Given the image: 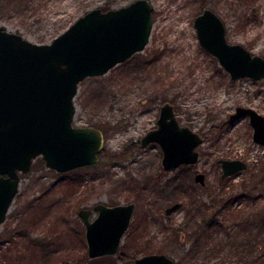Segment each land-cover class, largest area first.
<instances>
[{"label":"rangeland","instance_id":"374dc122","mask_svg":"<svg viewBox=\"0 0 264 264\" xmlns=\"http://www.w3.org/2000/svg\"><path fill=\"white\" fill-rule=\"evenodd\" d=\"M133 1L31 0L8 10L0 0V26L50 43L91 9ZM150 2L154 23L144 50L104 75L85 78L75 96L73 124L100 128L104 154L93 165L66 172L47 167L41 156L33 160L0 224V264H7L1 254L10 245L6 259L16 257V264H133L147 253H165L174 264H254L240 242L257 225L252 215L264 210V146L253 140L248 117L224 122L238 106L264 115V79L232 80L200 46L194 19L203 8L212 9L224 21L229 42L264 57V0ZM165 102L203 137L195 165L165 171L161 147L141 146ZM221 158L241 159L248 167L222 179ZM198 172L205 174V185L195 180ZM233 198L229 210L221 207ZM131 202L136 208L117 254L90 259L79 210ZM174 203L180 206L167 215ZM210 206L216 216L208 214ZM44 240L52 243L47 253L35 248Z\"/></svg>","mask_w":264,"mask_h":264},{"label":"water","instance_id":"95a60500","mask_svg":"<svg viewBox=\"0 0 264 264\" xmlns=\"http://www.w3.org/2000/svg\"><path fill=\"white\" fill-rule=\"evenodd\" d=\"M154 23L150 0H135L126 6L103 11L91 9L50 43H35L0 26V224L7 217L19 191L20 174L31 170L41 156L47 167L66 172L99 161L105 136L92 125L73 124L75 96L81 81L106 74L110 69L144 50ZM200 46L215 56L232 80L264 79V57L240 43H231L222 18L203 8L194 19ZM248 117L253 139L264 146V115L251 107L238 106L227 122ZM158 144L161 165L170 171L199 161L203 137L181 124L175 106L165 102L157 127L141 140L143 147ZM225 178L247 168L241 159H220ZM196 181L205 184V176ZM180 206L175 203L165 213ZM135 203L106 205L79 216L85 225L90 259L115 255L129 229ZM133 264H174L165 253L138 257Z\"/></svg>","mask_w":264,"mask_h":264},{"label":"trees","instance_id":"16d2710c","mask_svg":"<svg viewBox=\"0 0 264 264\" xmlns=\"http://www.w3.org/2000/svg\"><path fill=\"white\" fill-rule=\"evenodd\" d=\"M31 0H5V7L8 8V10L10 9H19L22 8L20 6L25 5V3H30ZM2 7V6H0ZM104 154V152L102 153ZM242 197H240V195H237L235 198L237 199H242L243 198V194H241ZM233 198L229 203L228 201H225L224 205L222 204L221 207H223L225 210H229L230 206L232 205L234 199ZM253 200H255L253 198ZM215 206L213 207H209L207 212L208 214L212 215V216H216L215 215ZM253 220L255 222V224H257L255 227H253V229H251L252 227L249 228L248 232H247V237L245 241H241L240 242V249L242 250H247L248 251V255L252 254L253 255V259H254V264H264V210L262 212H256V214L252 215ZM218 219L216 218L215 220H213V223L215 225V228L218 229V227L220 228V224L217 221ZM213 225V226H214ZM211 228V227H210ZM253 234V235H252ZM252 235V236H251ZM52 243L44 240V241H40L39 244L35 245V248H37L40 251L43 252H48V248H51ZM11 245L8 246V248L6 249V251H4L1 254V261L5 260L7 262V264H16L14 262H17L18 259L16 257L11 256V260L10 259H6L9 258V253L8 251H11ZM18 250V249H17ZM51 251V250H50ZM3 262V261H2ZM67 263V261H65ZM50 262H47V264H49ZM74 264H78V263H74Z\"/></svg>","mask_w":264,"mask_h":264},{"label":"flooded vegetation","instance_id":"af4514ba","mask_svg":"<svg viewBox=\"0 0 264 264\" xmlns=\"http://www.w3.org/2000/svg\"><path fill=\"white\" fill-rule=\"evenodd\" d=\"M173 105H174V104H173ZM230 115H231V114H230ZM229 117H230V116H229ZM229 117L227 118V120L229 119ZM157 120H158V119H157ZM227 120L224 122V124H230V123H235V122H237V121H235V122H227ZM249 122H250V121H249ZM156 123H157V122H156ZM181 124H182V123H181ZM250 125H251V124H250ZM156 127H157V126H156ZM156 127H155V128H156ZM252 128H253V127H252ZM153 129H154V128H153ZM150 130H151V129H150ZM147 132H148V131H147ZM103 133H104V132H103ZM253 133H254V130H253ZM141 140H142V138H141ZM253 140H254V139H253ZM151 144H156V143H151ZM148 145H149V144H148ZM148 145H147V146H148ZM157 145H158V144H157ZM259 145H260V144H259ZM141 146H142V144H141ZM261 146H263V145H261ZM142 147H143V146H142ZM101 153H102V152H101ZM101 153H100V155H101ZM100 155H99V159H100ZM221 159H227V158H221ZM219 160H220V159H219ZM219 160H218V163H219ZM245 162H246V161H245ZM197 163H198V162H197ZM197 163H196V164H197ZM246 163H247V162H246ZM219 164H220V163H219ZM194 165H195V164H194ZM182 166H192V165H182ZM220 166H221V164H220ZM179 167H181V166H179ZM247 167H248V164H247ZM221 169H222V166H221ZM246 169H247V168H246ZM246 169H245V170H246ZM165 171H166V170H165ZM170 171H171V170H170ZM243 171H244V170H243ZM240 172H242V171H240ZM240 172H237V173H235V174H238V173H240ZM197 174H199V172L196 173V175H195V180H196V176H197ZM202 174H203V173H202ZM222 174H223V169H222ZM222 174H221V178L224 179V178L222 177ZM235 174H232V175H230V176H233V175H235ZM204 176H205V174H204ZM230 176H227V177H230ZM225 178H226V177H225ZM202 185H205V184H202ZM253 188H254V187H253ZM253 188H252V189H253ZM253 190L255 191V189H253ZM131 203H133V202H131ZM174 204H175V203H174ZM96 205H97V204H96ZM106 205H107V204H106ZM117 205H119V204H117ZM135 205H136V204H135ZM110 206H114V205H110ZM93 208H94V207H93ZM167 208H168V207H167ZM167 208H166V209H167ZM166 209H165V210H166ZM79 211H80V210H79ZM91 211H92V210H91ZM93 212L97 214V212H95V211L93 210V211H92V214H91V218L94 217V216L92 217ZM78 214H79V213H78ZM123 238H124V237H123ZM147 254H150V253H147ZM145 255H146V254H145Z\"/></svg>","mask_w":264,"mask_h":264}]
</instances>
